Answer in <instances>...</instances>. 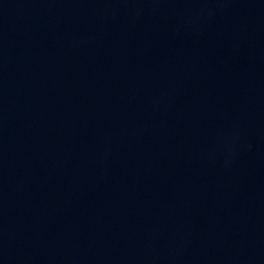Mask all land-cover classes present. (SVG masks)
<instances>
[{
	"label": "water",
	"instance_id": "water-1",
	"mask_svg": "<svg viewBox=\"0 0 264 264\" xmlns=\"http://www.w3.org/2000/svg\"><path fill=\"white\" fill-rule=\"evenodd\" d=\"M0 264H264V0H0Z\"/></svg>",
	"mask_w": 264,
	"mask_h": 264
}]
</instances>
